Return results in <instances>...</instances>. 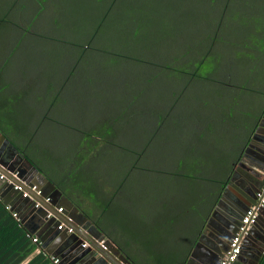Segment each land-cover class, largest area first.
Here are the masks:
<instances>
[{
    "label": "rangeland",
    "instance_id": "374dc122",
    "mask_svg": "<svg viewBox=\"0 0 264 264\" xmlns=\"http://www.w3.org/2000/svg\"><path fill=\"white\" fill-rule=\"evenodd\" d=\"M155 1L118 0L113 14L93 39L91 50H83V44L95 31L96 25L91 18L95 13H104L111 0H0V90L2 81L8 83L3 90L4 97L0 96L1 125L12 141L22 147L49 177L54 176L51 177L54 181L65 179L70 188V168L73 164L77 166V160H80L72 152L74 145L82 139L76 133L77 129L100 130L102 126L113 124L115 138L120 144L135 148L142 145L155 128L156 113L167 112L171 92L178 91L180 86L173 85V77L158 73L154 67L139 66L126 58L168 62L178 57L187 45L195 47L198 43H202L204 51L205 35L214 29L218 7L224 2L216 0L215 10L209 0H165L170 6L156 16L151 12L155 10ZM263 5L261 0H233L227 11V26L220 31L225 43L215 45L210 59L204 60L203 67L207 72L211 70L213 59H230L239 66L234 54L241 48L232 44V26H242L241 30L233 31L234 36L242 33L241 38H247L249 42L247 50L252 52L254 44L258 43L252 30L264 25V13L259 11ZM137 26L139 34L132 36ZM102 50L118 52L124 58L99 52ZM246 66L243 64L241 68ZM215 94L213 87L192 84L184 92L178 107L168 113L140 164L169 169L181 147L179 141L187 139L185 132L191 125L188 120L191 114L201 116L205 124L211 125L205 134L210 149H198L193 155L202 157L219 148L226 150L231 143L230 124H223L219 119L221 109L229 100L220 102ZM203 100L209 103L206 108ZM220 103L222 107H219ZM234 149L235 154L239 153L238 147ZM101 154L103 161L97 168L104 174L103 181L98 173L93 176L91 169L79 174L84 175L83 180L91 174L88 177L95 180L98 190L103 191L102 199L109 193L104 182L108 173L111 171L112 177L109 175L108 181L112 180L115 187L118 185L116 177L127 170L129 158L116 168V159L125 158L122 151H102ZM146 169L129 173L123 182L125 190L131 192L126 195L127 201L116 197L105 218L98 219L102 223L114 218L113 224L118 227L115 233L120 237L125 235L121 233L123 230L132 235L144 230L150 232L144 227L158 219L159 209L148 210L146 207L148 211L138 216L131 217L128 213L130 220H126L125 206L140 211L143 204L152 203L158 192L165 197L164 186L157 190L149 184L158 177ZM64 174L66 178L62 176ZM86 203L96 204L93 201ZM117 217L122 220L120 227Z\"/></svg>",
    "mask_w": 264,
    "mask_h": 264
},
{
    "label": "trees",
    "instance_id": "16d2710c",
    "mask_svg": "<svg viewBox=\"0 0 264 264\" xmlns=\"http://www.w3.org/2000/svg\"><path fill=\"white\" fill-rule=\"evenodd\" d=\"M118 0H111L109 6L104 13H95L91 18L93 24H95V31L92 37L83 44V50H91V44L93 39L97 36V32L104 25V22L109 18L112 13L115 3ZM264 1V0H261ZM233 0H224V2L218 7V19L216 20L214 29L209 30L206 33L204 42L206 43L205 50L203 46L197 44L195 47L187 45L183 48L180 55L174 59H170L168 62L159 61H145L133 57H125L126 59L137 63L139 66L154 67L158 70V73H163L174 78L173 85L180 86L178 91L171 92V101L168 106L167 112H158L155 115V128L148 138H145L140 147H131L120 144L115 138V129L113 124L102 126L100 130L95 128L88 131L77 129L76 133L80 135L82 139H79L77 144L74 145L72 152L73 156L79 158L77 166L73 164V168H70V188L65 179L62 181L53 180L51 176L47 175L36 163L32 157L24 151L22 147L16 145L14 141L8 136L6 128L1 125L0 131L6 138L40 171L42 172L59 191L67 196L74 206H76L80 212L86 217L91 219L96 226L99 223V217L105 218V213L108 210L111 202H115L116 197L123 198L124 202L127 201L126 195H130L129 190H125L123 182L126 181L129 173L133 170H144L147 168V172H152L158 178L149 184H153L157 190L159 187H165V197L163 199L170 200L172 204L187 205V211L190 213L193 211L198 214L204 215L205 211L210 209L217 203L221 192L227 183L232 165L235 162L236 156L235 148H239L240 151L245 143L249 141L253 131L257 125V122L264 112V25L255 26L252 30V34H256V41L252 52L248 49L249 42L241 38L242 33L238 36H234L235 29L241 30L242 26H232V41L233 46L239 45L241 48L235 50L234 56L239 61V66H236L230 59L224 61H218L213 59L211 61V70L207 72L204 65V60L210 59L212 56V49L214 53V46L218 43H225L223 34L220 32L226 25V18L229 17L227 11ZM216 10V0H209L208 2ZM258 4V3H257ZM167 1L156 0L154 9L151 12L160 13L162 9L167 8ZM264 7V5H263ZM169 9V8H168ZM172 9V8H171ZM258 10V9H257ZM264 13V8L259 10ZM157 18V17H156ZM155 18V19H156ZM134 22V20H132ZM133 30V29H132ZM245 31V30H244ZM132 36L138 35V26L132 31ZM240 37V38H239ZM203 40V39H202ZM223 45V44H222ZM236 48V47H235ZM103 54L113 57H122V54L112 51L102 50L99 51ZM231 58L234 57L232 54ZM244 60L248 61L245 62ZM237 61V62H238ZM244 61V62H243ZM209 62V61H208ZM247 64L245 68H241L243 64ZM74 68V67H73ZM76 69V68H74ZM154 79V78H153ZM150 81V80H149ZM251 82H256L252 84ZM2 81V89L0 90V96L4 97L3 90L7 88L8 83ZM194 83H201L203 86H210L216 91L215 96L218 99L223 100L226 103L228 98L229 103L224 105L220 111V119L223 124H230L231 143L225 150L219 148L213 153H206L202 157H196L193 154L198 149H210V144L207 143L205 134L208 129H211L210 124H205L203 118L199 115H188V120L191 125L187 129L185 134L187 139L179 141L180 148H178L177 154L172 159L173 163L169 169H157L156 167H144L140 164L144 153L153 144L155 137L160 131L162 123L166 122L168 113L173 112L179 105L180 99L183 97L184 92L192 86ZM203 92V90H202ZM205 108L208 106V102L203 100L202 103ZM219 107H222L220 103ZM241 117H240V115ZM206 120V119H205ZM34 121V120H33ZM35 122V121H34ZM34 122L30 124H34ZM220 125H222L220 123ZM73 127H71L72 129ZM30 130V128H29ZM33 133V132H28ZM184 134V135H185ZM30 137V136H29ZM191 138V140L189 139ZM190 140V141H189ZM235 145V146H234ZM122 151L125 154V158L116 159L114 167H120L123 160L127 162L125 170L117 178V183L113 187L112 180L108 181L111 171L108 173V178H105V183L108 186V196L101 199L103 191L96 188L94 179H91L90 175L85 180L84 175H80L79 172L83 170L91 169L92 175L96 173L100 176V180L103 181L104 174L98 171L97 164L102 162V151L106 153L111 151ZM235 155V156H234ZM107 158V157H106ZM73 158H71L72 160ZM115 168V169H116ZM102 169V167H101ZM149 170V171H148ZM64 178L66 174L62 175ZM80 177H83L82 179ZM74 179V180H73ZM76 179V180H75ZM125 195V197H124ZM135 195H133L134 197ZM155 199L160 198V192L154 196ZM106 199V201H104ZM86 201H93L96 204H87ZM120 201V200H119ZM126 205V203H124ZM126 207V206H125ZM101 218V219H102ZM119 221V217H117ZM114 218L110 222L113 224ZM101 222V221H100ZM131 234V232L129 233ZM32 236H29L26 230L21 226L20 222L13 216V213L6 208V206L0 200V264H53L50 257L46 254L45 250L39 245L38 242H32ZM113 242V240H111ZM182 244L172 245V249L168 253L164 254L156 250L157 255L154 257L156 264H164L166 259L171 263H176L179 257L183 255ZM179 248V250H178ZM167 252V251H165ZM161 255H159V254ZM133 264L134 263L127 255H125ZM154 255H151L152 257ZM166 264V263H165ZM259 264H264V255L259 261Z\"/></svg>",
    "mask_w": 264,
    "mask_h": 264
},
{
    "label": "crops",
    "instance_id": "0c3cea01",
    "mask_svg": "<svg viewBox=\"0 0 264 264\" xmlns=\"http://www.w3.org/2000/svg\"><path fill=\"white\" fill-rule=\"evenodd\" d=\"M260 122H262L261 118L257 122V125ZM257 125L255 129L258 127ZM262 130L264 131V128ZM253 134L251 135L248 142L245 141L242 149L236 156L234 164L243 154V158L240 161L241 166L237 165V167H240L239 170L236 168L235 171L234 164L232 165V169L229 174V176H233L232 179L231 177L229 180L227 178L228 182L225 184L217 203H215V205L210 209L206 210L204 215H197V213L193 211L190 213L187 211V205L172 204L169 202L170 200L163 199L164 195L160 194V198H153L152 203L149 202L148 204H143L140 211L136 210V215L134 214L136 212L135 210H129V208L126 206V220H130L128 213H130L132 217L133 215L138 216L141 214V212L145 213L153 207L159 209L158 219L156 221L150 222L147 227H144L149 229L150 232H145L144 230L143 232H135V234L133 233L132 235L129 234V231L126 232V230H121V233L125 235L120 237L115 233V229H118V227L114 226V224H110L108 221H102V223L99 221L97 224L98 226H96L91 219L89 220L88 217L87 219L90 221L91 225H94L102 232L104 235V240H113L112 243L116 245L120 251L124 255H127L134 263L156 264L154 260V257L157 255L156 250L167 254L168 251L173 248L171 246L177 243L178 245L182 244L181 247L183 249V255L177 259L175 264H209L211 259L210 252H213V247H217V244H215L216 239H221L223 241L220 248L226 249L228 247V242L233 236L231 232L235 229L236 221H239V216L241 217L245 213L246 207L252 200V197L247 195L244 190H242V187H240L243 185L242 182H247L249 179L254 178L252 172L259 174V176H263L264 174V159H261L264 158V156L261 155V151L264 150V143L254 140ZM257 136L264 138V133H261V129ZM15 173L17 174V172ZM248 188L250 191L252 190L249 186ZM0 190L3 193L5 192L2 188H0ZM47 199L53 200L55 203L58 202V198L53 199L47 197L45 200ZM12 202L14 207H17L18 205L17 208L19 209L20 214L25 217L28 224L35 223L31 220L33 218L30 215L31 212H29V208L27 209L26 206H24L22 203H19L17 198H14V201ZM156 202L157 204H155ZM138 204H136V206ZM259 216H261V220L258 222V226H255L254 224L255 230L253 234L251 235L248 232L247 236L245 237L249 242V244H247L249 249L245 251V254L241 255L243 262H240V264H255L253 258L257 256V251L261 253L259 261L264 255V211L262 214L260 213ZM56 220L58 221V219ZM59 221L61 222V220ZM121 221L122 220L119 218V227ZM83 225L86 228L84 229V232L92 231V233L95 234L91 226H89L87 223H83ZM67 234L70 235L68 232ZM126 235L127 240H125ZM96 237L98 238L97 235ZM54 238L55 234L49 237V241H47L48 243H39V239L38 243L44 250L48 249L54 251L57 250L59 246H61L62 242L61 241L60 243L54 245ZM151 255L154 256L150 257ZM86 259L87 261L90 260L93 262L95 260V255H88ZM170 260L171 259L169 258L168 260L166 259L165 263L174 264L171 263ZM257 264H259V262Z\"/></svg>",
    "mask_w": 264,
    "mask_h": 264
},
{
    "label": "water",
    "instance_id": "95a60500",
    "mask_svg": "<svg viewBox=\"0 0 264 264\" xmlns=\"http://www.w3.org/2000/svg\"><path fill=\"white\" fill-rule=\"evenodd\" d=\"M261 119L262 122L257 125L258 127L254 131L253 139L264 143V138L257 136L260 129L261 133H264L262 130L264 128V114ZM261 155L264 156V150L261 151ZM238 166H241V163L238 164ZM15 172H17L16 177L13 176V173ZM0 175L3 176V179L0 180V188L5 191L3 193L0 190V200L5 206L9 207L10 212L17 214L21 226L26 230L28 235L37 237L39 239V243L42 244L48 243L47 241H49V237L54 234V245L62 241L61 246H59L57 250H45L49 256L59 259L58 264H133L120 251V249L112 243V241L104 240L102 232L94 225H91L87 217L84 216L42 172H40L6 138V136L2 134L1 131ZM252 175L254 178L249 179L247 182H242L243 185L240 186L247 195L252 197V200L246 207L245 211L255 203V193L262 185L259 174L252 172ZM15 186L21 187V191L15 189ZM248 186L252 189L251 191ZM23 193H26V197H23ZM47 197L53 199L58 198V202L55 203L53 200H50L48 203L45 201ZM14 198H17V201L26 206L27 209L29 208V212H31L30 215L33 218L31 220L35 223H27L25 217L20 214L19 209L17 208L18 205L17 207L13 206L12 201H14ZM60 207L62 208V212L57 213L56 210ZM263 211L264 208L260 210V213L262 214ZM47 213L52 214L51 218H46ZM242 216H239L238 222L236 221L235 229L231 232L232 234L237 231ZM56 219H58V221ZM257 219L258 221H256L257 223H255V226H258L261 216H258ZM59 220L64 223V229H57L60 222ZM83 223H87L91 226L95 234L92 233V231L84 232V229L86 228ZM68 227L74 228V231L70 235L67 234ZM254 230L253 225L249 234L252 235ZM102 240L104 241L103 246L100 244ZM222 242L223 241L221 239H216L215 244H217V247H213V252H210L211 259L209 264H219V258L227 250V248H220ZM247 244H249V242L247 241V238H245L243 240L241 253L234 264H240V262H243L241 255L245 254V251L249 249ZM256 254L257 256L253 258L255 264L259 262V257L261 256L259 251H257ZM88 255H95V260L93 262L90 260L87 261L86 257H88Z\"/></svg>",
    "mask_w": 264,
    "mask_h": 264
},
{
    "label": "built area",
    "instance_id": "2783aa9c",
    "mask_svg": "<svg viewBox=\"0 0 264 264\" xmlns=\"http://www.w3.org/2000/svg\"><path fill=\"white\" fill-rule=\"evenodd\" d=\"M13 176L16 177L17 174L13 173ZM1 179H3L2 175H0V180ZM14 188L21 191V187L15 186ZM23 197H26V193H23ZM45 201L49 202L50 199H47ZM6 208L9 210V207H6ZM263 208H264V175L262 179V185L259 188V190L255 193V203L251 205L243 214L241 221H240V225L237 231L233 234V236L229 240L227 250L220 258L219 264H234L235 263V261L237 260V258L239 257L241 253L243 240L247 236L251 227L256 223L260 210H262ZM56 212L57 213L62 212V208H58ZM13 216L17 219L18 222L20 221L16 213H13ZM51 216H52L51 213H47L46 218L49 219L51 218ZM62 228H64V223L59 222L57 229L61 230ZM67 232L71 234L73 232V228L68 227ZM32 242L34 243L38 242V238L33 236ZM100 244L103 246L104 241L102 240ZM50 259L53 264L59 263V260L56 258L50 257Z\"/></svg>",
    "mask_w": 264,
    "mask_h": 264
},
{
    "label": "flooded vegetation",
    "instance_id": "af4514ba",
    "mask_svg": "<svg viewBox=\"0 0 264 264\" xmlns=\"http://www.w3.org/2000/svg\"><path fill=\"white\" fill-rule=\"evenodd\" d=\"M243 155V154H242ZM242 155L239 157V159L237 160V162L234 164V170L236 171V168H238V170H239V168L240 167H237V165L240 163V161H241V159L243 158L242 157ZM264 175V174H263ZM230 177H231V175L228 177V180L230 179ZM233 177V176H232ZM232 177H231V179H232ZM260 179H261V181H262V179H263V176H260ZM228 180H227V182H228ZM239 181V180H238ZM239 183H240V181H239ZM238 183V184H239Z\"/></svg>",
    "mask_w": 264,
    "mask_h": 264
}]
</instances>
